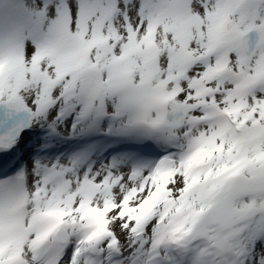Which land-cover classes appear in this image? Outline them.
<instances>
[{"label":"snow or ice","instance_id":"6c2138e0","mask_svg":"<svg viewBox=\"0 0 264 264\" xmlns=\"http://www.w3.org/2000/svg\"><path fill=\"white\" fill-rule=\"evenodd\" d=\"M0 264H264V0L0 8Z\"/></svg>","mask_w":264,"mask_h":264}]
</instances>
